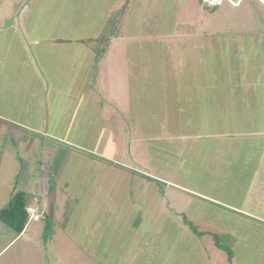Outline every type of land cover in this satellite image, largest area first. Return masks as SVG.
Returning a JSON list of instances; mask_svg holds the SVG:
<instances>
[{
	"label": "rangeland",
	"instance_id": "1",
	"mask_svg": "<svg viewBox=\"0 0 264 264\" xmlns=\"http://www.w3.org/2000/svg\"><path fill=\"white\" fill-rule=\"evenodd\" d=\"M204 6L47 10L53 40L0 43V210H40L0 264H264V0Z\"/></svg>",
	"mask_w": 264,
	"mask_h": 264
},
{
	"label": "crops",
	"instance_id": "2",
	"mask_svg": "<svg viewBox=\"0 0 264 264\" xmlns=\"http://www.w3.org/2000/svg\"><path fill=\"white\" fill-rule=\"evenodd\" d=\"M28 0H5L4 2H0V43H8L9 40H13L14 38H17V41H18V38H21L22 40L25 38H28V41L31 40V43L33 44H39L42 40H53L51 38V36L49 35V31L47 30H36V28L40 27V23L42 25V23H44L45 25L46 24H50L49 22V19H45L46 17H49L48 15H46L45 12H47V10H59L60 12H65L66 10H72L73 7H76V8H82V6L84 5L85 7H87V9H89V4L91 3V6L93 8H95L97 5L100 6V8L104 9V8H107L108 9V4L111 0H88V1H82V3L78 2L77 0H30L32 2H28V4H30L31 6H34V10H36V8H38L39 10L37 12H41L42 15L40 16V21L37 20V24H35V27H34V30L33 31H28V34H26L23 38L22 37H19V35H16L14 33H11L8 29L11 27H17L19 26L20 28V25H23L24 22L26 21L27 19V16L25 17V13L28 12V10L30 9L28 6L24 5ZM89 3V4H87ZM203 3V1H202ZM205 5V3H203ZM106 5V6H104ZM236 5V4H235ZM24 6V7H23ZM17 7L21 8V9H24L25 8V12L21 18V20L19 21L18 19L16 20V24H13V21H14V17L13 14H10L9 11H12L14 8L16 9ZM71 7V8H70ZM114 7L118 8L119 5H114ZM21 12V10H20ZM44 12V13H43ZM21 14V13H20ZM61 16L57 13L56 14V18H60ZM45 19V20H44ZM28 23H34L36 21H31V20H28L27 21ZM8 23H11L10 25H8ZM20 23V24H19ZM58 23V20H55L54 22H52V24L54 25H57ZM13 24V25H12ZM47 26V25H46ZM47 27H50V26H47ZM18 28V27H17ZM18 28V30L20 31V29ZM3 33V34H2ZM21 34V32H20ZM20 39V40H21ZM69 74V73H68ZM70 74H74L73 72L70 73ZM23 133V130L21 131ZM19 132H17L16 136L19 138ZM15 135V134H14ZM23 137L20 138V140H22ZM39 153V152H38ZM32 159V158H31ZM30 159V160H31ZM33 161V160H31ZM46 165V164H44ZM44 170L45 171H48V166H44ZM46 174V173H45ZM49 177H51V175L48 173L46 176H45V182H46V185H45V192H48V188L50 187V185L48 184H52V183H48V179ZM52 182V181H50ZM48 187V188H47ZM30 207H34L36 208L35 206H30ZM247 214V213H246ZM38 215L40 216V210L38 211ZM248 217H252V216H249ZM186 220V219H185ZM34 221V220H32ZM188 221V220H187ZM186 223V221H185ZM3 223L0 222V236L2 235H6L7 234V230L4 228V233L2 234L1 232V229L2 228V225ZM187 224V223H186ZM4 225V224H3ZM188 225V224H187ZM189 226V225H188ZM4 227H7L6 225H4ZM17 238V237H16ZM16 240V239H14ZM11 241L10 243H7V240H6V244L5 245H1L0 246V256L6 251V249L14 242ZM215 241V240H214ZM225 257V255H224Z\"/></svg>",
	"mask_w": 264,
	"mask_h": 264
},
{
	"label": "trees",
	"instance_id": "3",
	"mask_svg": "<svg viewBox=\"0 0 264 264\" xmlns=\"http://www.w3.org/2000/svg\"><path fill=\"white\" fill-rule=\"evenodd\" d=\"M207 5V4H205ZM237 5V4H236ZM219 6H204V10L206 12L208 11H212L215 12L217 10ZM152 179V178H150ZM28 202H27V196H26V192L24 191H19L17 193H14L11 198L10 201L8 203V205L0 210V221L6 225L9 229L13 230L17 237H20L26 230V227L28 226L29 222H30V214L27 212V208L30 207L28 206ZM186 223L193 229L194 226L189 223L186 220ZM215 240H216V244L217 246H219L221 249H226L229 250V252L231 251V249L222 246L219 242V238L217 235H215ZM235 240V239H234ZM231 256L229 255V260H231Z\"/></svg>",
	"mask_w": 264,
	"mask_h": 264
},
{
	"label": "built area",
	"instance_id": "4",
	"mask_svg": "<svg viewBox=\"0 0 264 264\" xmlns=\"http://www.w3.org/2000/svg\"><path fill=\"white\" fill-rule=\"evenodd\" d=\"M203 3L207 4L208 6H217L221 5L224 0H202ZM38 208L28 207L27 212L30 214V219L37 220L38 216Z\"/></svg>",
	"mask_w": 264,
	"mask_h": 264
},
{
	"label": "clouds",
	"instance_id": "5",
	"mask_svg": "<svg viewBox=\"0 0 264 264\" xmlns=\"http://www.w3.org/2000/svg\"><path fill=\"white\" fill-rule=\"evenodd\" d=\"M224 1H225V0H224ZM224 1H223V2H224ZM222 4H223V3H222ZM222 4H221V5H222ZM221 5H217V6H221Z\"/></svg>",
	"mask_w": 264,
	"mask_h": 264
},
{
	"label": "bare ground",
	"instance_id": "6",
	"mask_svg": "<svg viewBox=\"0 0 264 264\" xmlns=\"http://www.w3.org/2000/svg\"><path fill=\"white\" fill-rule=\"evenodd\" d=\"M39 210V209H38ZM31 221L34 220V219H30Z\"/></svg>",
	"mask_w": 264,
	"mask_h": 264
}]
</instances>
